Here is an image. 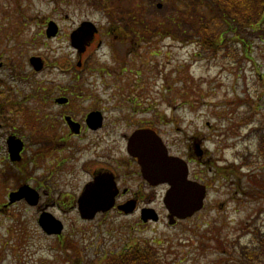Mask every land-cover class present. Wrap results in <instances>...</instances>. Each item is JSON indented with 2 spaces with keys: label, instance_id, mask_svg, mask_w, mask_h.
<instances>
[{
  "label": "rangeland",
  "instance_id": "1",
  "mask_svg": "<svg viewBox=\"0 0 264 264\" xmlns=\"http://www.w3.org/2000/svg\"><path fill=\"white\" fill-rule=\"evenodd\" d=\"M94 1L0 0V101H8L5 110L9 109L10 119H3L9 123L0 119V204L6 202L7 192L25 179L40 187L37 205L20 201L0 206V264H104L101 253L108 261L112 253L122 252L128 245L132 250L149 248L161 256V264H224L231 252L236 254L235 242L241 246L238 251L253 245L250 229L245 227L249 222L254 220L252 226L264 232V161L247 152L255 149L250 129L255 125L264 128V41L258 38L264 37V28L253 32L242 28L233 43L232 33L227 31L216 41L214 37L211 47L188 40L181 43L186 38L176 36L178 30L165 22L170 6L164 0H143L150 19L148 43L141 41L136 48L118 44L115 58L105 46L86 50V69L74 72L83 80L84 105L97 106L103 112L100 134L105 136L106 157L111 142L118 139L113 144L117 153V146L124 143L120 136L139 125L152 124L163 141L180 153L198 150L189 138L200 134L202 141L196 143L206 148L200 163L210 187L202 209L173 225L165 216L164 190L158 188L153 189L151 203L160 211L158 221L143 223L138 212L123 215L116 211L83 220L73 202L89 174L87 165L85 170L80 167L90 156L97 157L92 155L96 150L85 143L87 139H80L73 146L78 144L83 150L73 148L72 153L70 143L55 139L48 126L54 106H39L36 111L34 90L39 81H45L40 87L48 89L66 83V62L74 64L78 57L65 39L45 36L46 21L42 19L63 14L60 26L66 31L82 18L104 22L97 10L101 2L97 0L93 6ZM166 1L176 9L173 14L184 10L212 18L202 3L187 7L192 0ZM158 2L162 3L159 9ZM140 6L136 7L138 17L144 12ZM187 22L191 25L193 21ZM209 27L212 35H217L225 25L211 22ZM248 34L253 48L247 59L237 40ZM188 36L193 37L186 32ZM231 49H236L233 56ZM30 56L41 58L42 70H33ZM235 56L242 58L236 60ZM45 116V123L39 120ZM10 132L20 137L37 159L29 154L26 174L11 166L4 185L5 139ZM38 138L50 145L45 147ZM114 151L110 150L111 155ZM65 157L72 160L60 165ZM103 157H99L101 161ZM42 208L62 219L64 229L59 237L45 234L38 226Z\"/></svg>",
  "mask_w": 264,
  "mask_h": 264
},
{
  "label": "flooded vegetation",
  "instance_id": "2",
  "mask_svg": "<svg viewBox=\"0 0 264 264\" xmlns=\"http://www.w3.org/2000/svg\"><path fill=\"white\" fill-rule=\"evenodd\" d=\"M95 2H97V0L91 4L96 6ZM100 2L101 5L100 7L98 6L97 10L99 11L100 16H102L101 18H104V22H95L87 18H82L78 23H73L69 30L66 31L60 26V21H63L61 19V16H64L63 14L59 15L60 17L56 16V18L53 19L57 24L55 37L65 39L67 46L72 48L78 57L74 64L69 60L66 62L68 67H66L67 69H64V71H69V78L66 83H61L58 86L54 84L53 89L40 87L45 81H39L37 83L38 86L34 90V98L36 99L37 104L35 107L37 109L36 111H38L39 106L45 109L49 104V107H51V105L54 106V110H51L52 115L48 123L49 131L55 139H59L61 142L67 144L70 143L71 145L69 144L70 146H68L71 152L73 151V148L83 150L82 147H78V144L73 146L74 143L76 141L79 142L80 139H87L89 142L85 143L94 146L96 152H93L92 155H96L97 157L90 156L86 159L84 165H81L82 167H80V169L83 168L85 170V166L87 165V170L89 171L88 178L83 183L81 190L94 187L98 182H102V185L108 184L111 192L114 193V202L112 207L106 212L116 211L123 215H130L135 212H138L139 214L141 208L155 209L151 204L154 196L153 189H163L165 192L167 184H151L142 177L137 157L130 154L126 148L129 133L127 134L125 132L120 136L124 143H122L123 145L121 144V146H117L119 150L117 153L114 151L113 144H117L118 139L110 143L109 154L106 157L107 149L105 147V140L103 139L105 136H101L100 134V131H103L104 128V115L102 116L101 121H98L99 123L95 122L91 124V126L86 123L87 114L92 110L98 111L100 109L97 106L84 105L83 100L86 91L82 85L83 80H80V75H76L74 71L86 69L84 66L87 63V60H84L83 57L86 50L90 47L94 46L96 48H101L105 46L110 49L109 54L114 57V52L118 44L128 43L129 47L136 48L141 41L148 43L150 40V35H148V23H150V19L148 18L149 12L147 11L146 4L143 0H141L140 4L139 0H100ZM138 5H141L140 7L144 10L139 17L136 9ZM65 16L67 17L68 15ZM241 52H244L245 58L248 57L247 53L244 51L243 45L241 46ZM237 58L238 57L235 59ZM60 74L62 75V72H60ZM13 97H15V95H13ZM16 104L18 105V103ZM8 105V101H0V107L2 108L0 111V119L2 120L5 119L7 113H9V109L5 110ZM100 111L102 112V110ZM45 118L46 116L39 120H42L45 123ZM7 119L10 120L9 116H7ZM4 121L6 120H3V122ZM22 121L25 122V120ZM1 122L2 121H0V123ZM6 123L9 122L6 121ZM137 127L152 128L160 135L159 130H157L152 124H145V126L139 125ZM57 134L60 135L59 138H57ZM160 136L162 137V134ZM10 137L16 139L18 136L10 132L5 139L6 143ZM93 137L95 138L90 140ZM99 138L104 141L99 140ZM38 139L40 140V138ZM50 140L52 141L51 138ZM197 140L202 141L200 134H193L192 138H189V141L192 144L194 143V145L198 147V150L195 148V150L190 149L183 153L173 150L170 143L165 141L164 143L169 154L180 156L187 162L189 167V177L191 179L205 182L208 187V182H206L203 173L204 169L202 168V163H200L202 160V154L205 156L206 151L203 147V143L202 145H198L196 143ZM40 141L45 147L50 145L43 141V139ZM101 143H104V145L101 146ZM26 149V144L23 142L20 151L21 159L19 157L18 161H26L27 156L24 155ZM170 149L173 150V153ZM110 150L111 152L114 151L115 154L111 155ZM99 157H103L102 161ZM69 159V157L63 158L60 165H62L63 162H67ZM10 165V161H4L5 167H9ZM208 171L209 169L207 167V172ZM44 180L46 181V179ZM74 204L76 205V202H73V205ZM121 205H124L125 208L130 206L133 208L131 211H125L120 207ZM100 214L106 213L98 212L94 218ZM158 214L160 216V211H158ZM94 218L92 220H94Z\"/></svg>",
  "mask_w": 264,
  "mask_h": 264
},
{
  "label": "trees",
  "instance_id": "3",
  "mask_svg": "<svg viewBox=\"0 0 264 264\" xmlns=\"http://www.w3.org/2000/svg\"><path fill=\"white\" fill-rule=\"evenodd\" d=\"M166 3L168 7L171 4L168 3V1ZM193 3H202L205 8L208 9L212 18L209 20L200 16V13L194 14L190 13L191 11L185 13L184 10H182L181 12L177 11L176 14L169 15L166 19V23L174 25L179 32L181 31V26L188 24L190 27H185V30L189 35L192 34L193 37H185L186 40L198 42L204 47L215 45V40L213 41V38L216 37V35H212L209 27V23L211 22L215 25L224 24V29L232 33V35H239V30L245 27H249L251 32H253V30L256 31L262 28L264 23V0H192L187 3V7H191ZM171 6L173 7V5ZM188 19L193 21L191 25V21L187 22ZM224 29L221 33L224 32ZM250 36L251 35H249L248 40L240 37L244 51L247 54L251 53L253 47ZM1 109L0 107V111ZM248 134L251 139H253V145L255 146V149L250 148V150L247 151L248 154H252V157H256V160L264 161V128L260 129L259 125H255L250 129ZM253 224L254 220L245 226L246 229H250L248 234H250V240L253 245L242 246L243 249L238 251L241 246L240 244L237 246L235 242L233 249H236V254L231 252L224 264H232L233 261L235 264H261L259 261L261 258H263L262 261L264 262V232L260 227L252 226ZM255 244H259V248L257 245L255 246ZM259 256H261V258H259ZM100 257V259L104 261V264H161L162 262L161 256L158 257L149 248L134 250V252L112 253L108 261L102 258V253Z\"/></svg>",
  "mask_w": 264,
  "mask_h": 264
},
{
  "label": "water",
  "instance_id": "4",
  "mask_svg": "<svg viewBox=\"0 0 264 264\" xmlns=\"http://www.w3.org/2000/svg\"><path fill=\"white\" fill-rule=\"evenodd\" d=\"M33 59L31 60L33 61ZM34 62L35 67L39 68V63ZM89 117L88 119H90ZM152 134L151 131L148 132L147 130L134 132L129 138V150L139 157L142 164V174L149 182L167 181L170 184L163 201L169 211V222L171 223L174 221L173 216L186 217L202 206L205 186L187 179L186 165L176 157L165 156L161 151L160 143H157V141L159 142L158 138ZM21 146L20 141L18 142L11 137L8 139V149L12 159L18 156ZM100 188H102V185H99L98 182L92 190H89L86 194L83 192L78 198V209L82 217H92L98 209H106L111 205V202H109L104 207L99 206L102 199L97 200L96 197L103 193ZM21 197H24L30 204H35L38 199L37 192L28 185H22L17 191L10 192L9 201ZM142 213L144 220L148 217L157 219L155 214L144 215V212ZM37 222L42 230L48 234H58L63 227L61 221L48 211L41 212Z\"/></svg>",
  "mask_w": 264,
  "mask_h": 264
},
{
  "label": "bare ground",
  "instance_id": "5",
  "mask_svg": "<svg viewBox=\"0 0 264 264\" xmlns=\"http://www.w3.org/2000/svg\"><path fill=\"white\" fill-rule=\"evenodd\" d=\"M156 8L159 9V7H158L157 5H156ZM23 185L31 186L30 183H24ZM120 207L123 208L124 210H126V208H125L124 205H121ZM152 212H153L154 214H158V211H157L156 209H153Z\"/></svg>",
  "mask_w": 264,
  "mask_h": 264
}]
</instances>
